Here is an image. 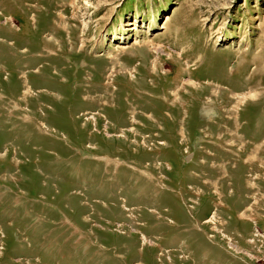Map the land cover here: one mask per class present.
I'll return each mask as SVG.
<instances>
[{
	"label": "rangeland",
	"instance_id": "1",
	"mask_svg": "<svg viewBox=\"0 0 264 264\" xmlns=\"http://www.w3.org/2000/svg\"><path fill=\"white\" fill-rule=\"evenodd\" d=\"M0 264H264V0H0Z\"/></svg>",
	"mask_w": 264,
	"mask_h": 264
},
{
	"label": "bare ground",
	"instance_id": "2",
	"mask_svg": "<svg viewBox=\"0 0 264 264\" xmlns=\"http://www.w3.org/2000/svg\"><path fill=\"white\" fill-rule=\"evenodd\" d=\"M134 44H136V42H134ZM118 46H119V45H113V49L116 50L115 48H118ZM114 50H113V51H114ZM108 58H110L109 55H108ZM27 88H28V87H27Z\"/></svg>",
	"mask_w": 264,
	"mask_h": 264
}]
</instances>
